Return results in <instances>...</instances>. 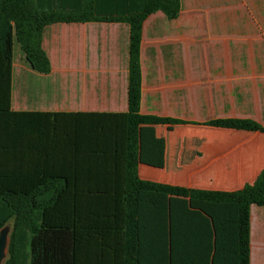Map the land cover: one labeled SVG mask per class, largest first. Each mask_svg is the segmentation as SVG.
I'll return each instance as SVG.
<instances>
[{
    "label": "trees",
    "instance_id": "obj_1",
    "mask_svg": "<svg viewBox=\"0 0 264 264\" xmlns=\"http://www.w3.org/2000/svg\"><path fill=\"white\" fill-rule=\"evenodd\" d=\"M157 10L174 18L180 0H0V230L12 221L4 264H169L180 236L174 218L185 211L206 215L213 264H249V209L264 207V166L234 190L138 175L141 124L199 123L140 112L141 29ZM58 21L128 23L126 111L11 108L14 39L48 73L41 34ZM203 124L264 133L252 119Z\"/></svg>",
    "mask_w": 264,
    "mask_h": 264
},
{
    "label": "crops",
    "instance_id": "obj_2",
    "mask_svg": "<svg viewBox=\"0 0 264 264\" xmlns=\"http://www.w3.org/2000/svg\"><path fill=\"white\" fill-rule=\"evenodd\" d=\"M128 45L127 22L46 24L41 47L50 71L24 63L15 74L12 62L11 108L126 111ZM139 58L140 112L199 123L141 124L138 175L214 190L252 183L264 166V133L203 122L264 124V0H180L174 18L154 11L142 23ZM249 210V264H264V207ZM204 216L176 212L180 236L169 264H213Z\"/></svg>",
    "mask_w": 264,
    "mask_h": 264
},
{
    "label": "rangeland",
    "instance_id": "obj_3",
    "mask_svg": "<svg viewBox=\"0 0 264 264\" xmlns=\"http://www.w3.org/2000/svg\"><path fill=\"white\" fill-rule=\"evenodd\" d=\"M22 55H23V58H21ZM13 62H15V65H14L15 74H17L21 70L22 64L25 63L26 65H28V62L25 59L23 51L20 48V45L16 39H14V44H13ZM11 227H12V221L10 220V221H7L5 223V225L2 227V229L0 231H5L8 235L10 230H11ZM6 257H7V255L5 256V258ZM5 258H4V260H5ZM2 264H4V261Z\"/></svg>",
    "mask_w": 264,
    "mask_h": 264
},
{
    "label": "water",
    "instance_id": "obj_4",
    "mask_svg": "<svg viewBox=\"0 0 264 264\" xmlns=\"http://www.w3.org/2000/svg\"><path fill=\"white\" fill-rule=\"evenodd\" d=\"M8 235L5 231H0V264L3 263L7 255Z\"/></svg>",
    "mask_w": 264,
    "mask_h": 264
}]
</instances>
